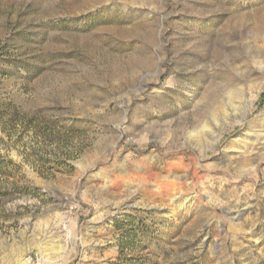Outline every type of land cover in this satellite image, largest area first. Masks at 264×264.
<instances>
[{"label": "rangeland", "instance_id": "1", "mask_svg": "<svg viewBox=\"0 0 264 264\" xmlns=\"http://www.w3.org/2000/svg\"><path fill=\"white\" fill-rule=\"evenodd\" d=\"M0 103V264H264V0H0Z\"/></svg>", "mask_w": 264, "mask_h": 264}, {"label": "bare ground", "instance_id": "2", "mask_svg": "<svg viewBox=\"0 0 264 264\" xmlns=\"http://www.w3.org/2000/svg\"><path fill=\"white\" fill-rule=\"evenodd\" d=\"M263 17V16H262ZM262 20V19H260ZM237 97V96H236ZM223 98V97H222ZM222 102V101H220ZM242 102V101H241ZM240 102V103H241ZM239 104V103H238ZM242 106V105H241ZM213 107V106H212ZM219 107V106H218ZM231 110V109H230ZM239 110V109H238ZM247 107H244L242 109V113L238 118V122H244L245 120V115L247 113ZM240 112V111H239ZM213 116V115H212ZM216 116V115H215ZM214 116V117H215ZM237 118V117H236ZM230 116H223L222 118H219L215 121H213L211 124L212 126L207 129V130H201L199 132L193 133L191 135H189V138L192 140V144L193 146L196 148V150L198 151L199 154L204 153V151L209 147L210 144H212V142H214L215 140V136L217 133V128H225L227 125H229L230 121ZM255 121H257L256 124L257 126L260 127H264V119L258 118ZM198 123V122H197ZM210 124V125H211ZM250 125V123H248V126ZM255 125V126H256ZM198 126V125H197ZM209 127V126H208ZM262 130V129H261ZM262 132V131H260ZM252 141V140H251ZM253 143H258L261 144V147L259 148L260 150L263 149L264 150V133L262 134H257L256 132V137H254V140L252 141ZM252 143V144H253ZM255 145V144H253ZM250 147V146H249ZM241 216V215H240ZM57 255V253H56ZM62 255V254H61ZM62 258V257H60ZM55 260H58L57 258Z\"/></svg>", "mask_w": 264, "mask_h": 264}, {"label": "trees", "instance_id": "3", "mask_svg": "<svg viewBox=\"0 0 264 264\" xmlns=\"http://www.w3.org/2000/svg\"><path fill=\"white\" fill-rule=\"evenodd\" d=\"M4 74H6V71H3ZM4 105V103H0V106Z\"/></svg>", "mask_w": 264, "mask_h": 264}]
</instances>
